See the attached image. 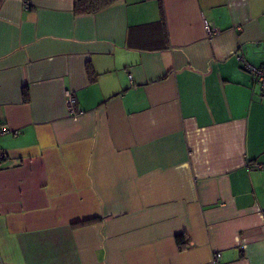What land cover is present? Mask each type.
<instances>
[{
    "label": "crops",
    "instance_id": "1",
    "mask_svg": "<svg viewBox=\"0 0 264 264\" xmlns=\"http://www.w3.org/2000/svg\"><path fill=\"white\" fill-rule=\"evenodd\" d=\"M161 3L1 0L0 264H264V0Z\"/></svg>",
    "mask_w": 264,
    "mask_h": 264
},
{
    "label": "trees",
    "instance_id": "2",
    "mask_svg": "<svg viewBox=\"0 0 264 264\" xmlns=\"http://www.w3.org/2000/svg\"><path fill=\"white\" fill-rule=\"evenodd\" d=\"M118 0H73V12L75 14H87V13H95L103 8L110 6ZM158 2L161 20L163 21V11H162V3L161 0H156ZM1 2V0H0ZM88 74L91 79L94 78L95 74L93 70L88 69ZM22 100L25 103H28L30 100L28 88L25 86L22 88ZM91 222V221H87ZM86 221L80 222V224H85ZM175 240L178 248L180 250L186 249L190 246L189 240L183 233H178L175 235Z\"/></svg>",
    "mask_w": 264,
    "mask_h": 264
},
{
    "label": "built area",
    "instance_id": "3",
    "mask_svg": "<svg viewBox=\"0 0 264 264\" xmlns=\"http://www.w3.org/2000/svg\"><path fill=\"white\" fill-rule=\"evenodd\" d=\"M27 6V4H26ZM205 29L208 35L212 34V29L205 23ZM238 59L240 62H242V65L250 71L252 74V79L257 82L260 85L262 96H264V65L262 66H253L249 63H247L242 56H238ZM64 99H65V106L67 111L73 115L76 116L79 112L75 108L76 98L72 90L66 89L64 91ZM2 129L0 128V132ZM218 254L215 255L217 258Z\"/></svg>",
    "mask_w": 264,
    "mask_h": 264
}]
</instances>
